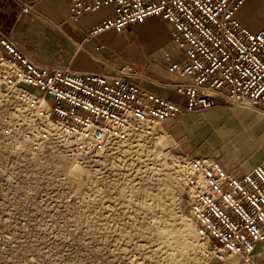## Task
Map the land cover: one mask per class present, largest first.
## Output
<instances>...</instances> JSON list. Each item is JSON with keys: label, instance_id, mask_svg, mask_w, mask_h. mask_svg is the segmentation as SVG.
<instances>
[{"label": "built area", "instance_id": "2783aa9c", "mask_svg": "<svg viewBox=\"0 0 264 264\" xmlns=\"http://www.w3.org/2000/svg\"><path fill=\"white\" fill-rule=\"evenodd\" d=\"M69 1L76 22L114 6L113 17L87 31L88 42L149 17L168 21L178 54L165 58L170 72L188 79L174 87L185 101L138 81L146 77L143 64L104 73L38 62L0 25V153L40 159L59 153L76 169L146 151L135 166L148 161L177 177L205 260L263 264L264 157L240 175L202 155L161 158L170 147L167 124L182 115L236 107L264 112V26L253 31L236 16L247 0Z\"/></svg>", "mask_w": 264, "mask_h": 264}, {"label": "rangeland", "instance_id": "374dc122", "mask_svg": "<svg viewBox=\"0 0 264 264\" xmlns=\"http://www.w3.org/2000/svg\"><path fill=\"white\" fill-rule=\"evenodd\" d=\"M21 1L0 0V24L41 62L69 65L74 46L66 31L77 22L51 24L22 13ZM238 108L184 115L188 131L178 137L169 122L170 147L161 158L199 155L186 150L193 148L221 162H259L264 117ZM215 124L227 131L221 141L226 151L208 143L212 134H203ZM187 135L184 147L180 140ZM239 142L247 148L242 153ZM57 154L40 159L0 153V264H223L205 260L188 197L172 171L151 168L148 161L135 166L137 158H148L146 151L76 169Z\"/></svg>", "mask_w": 264, "mask_h": 264}, {"label": "crops", "instance_id": "0c3cea01", "mask_svg": "<svg viewBox=\"0 0 264 264\" xmlns=\"http://www.w3.org/2000/svg\"><path fill=\"white\" fill-rule=\"evenodd\" d=\"M25 4H30L33 8L31 11L33 14L47 19L51 24H62L63 21L69 22V0H26L25 2L21 1V8H23ZM46 8L48 11L44 10ZM22 13L24 12L22 11ZM113 16L114 6H108L98 12L83 16L81 21L77 22L74 27L69 25L66 33H68L67 36H69L74 46L69 64L80 70L116 73L127 63H142L146 67V77L137 78L138 81L174 101L184 102L185 98L177 94L174 87L176 84L186 82L188 79L180 76L178 73L170 72L168 69L169 61L165 58V53L167 52H171L172 56L178 54L174 52L175 47L171 36L172 25L162 17L153 16L147 18L143 22L129 25L122 32L112 30L100 34L92 41L88 42L85 40L89 29ZM236 16L249 29L253 31L259 30L264 26V0H247L238 10ZM28 52L36 61L41 62L36 59L30 51ZM238 109L246 110L244 112H252L254 115L256 114L264 117V112L260 113L256 110L244 107ZM182 116L173 121L174 125L176 124L174 132L177 133V137L183 132L188 131L180 119ZM209 118L211 117L209 116ZM235 132L237 133V131ZM189 138L190 135H187V137L180 140L182 146H187L188 142H190ZM191 140L197 145L193 138ZM208 143L215 145L213 148H217L218 145H223L224 147L227 145L223 142H220V144ZM239 143L241 147L239 152L242 153L243 150H247L244 143ZM229 144L230 143H228V145ZM229 146H231L232 149L234 148V144H230ZM227 148L228 146L224 148L225 151ZM186 150L207 158L216 159L225 169L236 175L248 172L258 163H245L243 165L236 163V165L234 161H230V159L229 161L221 162L218 156L201 154L202 152H197V150H193V148L191 150H189V148Z\"/></svg>", "mask_w": 264, "mask_h": 264}, {"label": "bare ground", "instance_id": "6f19581e", "mask_svg": "<svg viewBox=\"0 0 264 264\" xmlns=\"http://www.w3.org/2000/svg\"><path fill=\"white\" fill-rule=\"evenodd\" d=\"M207 133H211L212 134L209 142H211L213 144H220V142L222 140H225V137L228 135V134H226L227 131L223 127H217L216 125L214 127H212V128H206L203 131V134L206 135ZM74 172H76V171H74ZM189 227H191L190 224H189ZM189 232H190V230H189Z\"/></svg>", "mask_w": 264, "mask_h": 264}]
</instances>
